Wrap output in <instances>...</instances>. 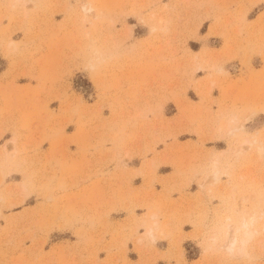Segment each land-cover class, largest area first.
<instances>
[{
  "label": "rangeland",
  "instance_id": "374dc122",
  "mask_svg": "<svg viewBox=\"0 0 264 264\" xmlns=\"http://www.w3.org/2000/svg\"><path fill=\"white\" fill-rule=\"evenodd\" d=\"M66 2L0 0V264H220L199 225L264 191V162L193 171L229 150L225 109L264 129V0H93L87 30L131 49L95 74Z\"/></svg>",
  "mask_w": 264,
  "mask_h": 264
},
{
  "label": "clouds",
  "instance_id": "9594fccd",
  "mask_svg": "<svg viewBox=\"0 0 264 264\" xmlns=\"http://www.w3.org/2000/svg\"><path fill=\"white\" fill-rule=\"evenodd\" d=\"M15 7L27 8L26 4L14 5ZM66 11L71 14L73 10L78 15L85 30L81 34L83 41L82 69L88 74L104 71L121 61L125 56L131 55V49L120 42L105 44L86 26L92 21L99 19L97 7L93 0H67ZM167 24L164 20L151 27V32L165 33ZM9 55H15L19 46L15 42L4 45ZM210 71L222 74V66H212ZM256 109L229 108L221 115L223 121L220 129L221 134L230 141L227 152L210 155L208 161L197 170L193 176L202 175L205 181L211 180V185L202 183V188H210L221 185L224 178L229 176L239 161L249 153L258 161L264 162V129L248 134L241 127V121L255 114ZM240 204L234 210H228L218 217L217 221L209 226L207 223L200 224L202 242L205 251L218 253L221 257L220 264H264V191L250 198L240 197ZM158 215L155 212L149 216V226L145 235L151 239L154 230L158 227ZM259 243V251H257Z\"/></svg>",
  "mask_w": 264,
  "mask_h": 264
}]
</instances>
